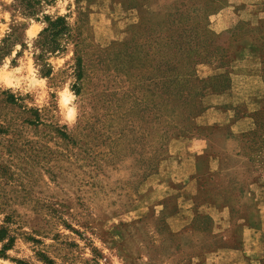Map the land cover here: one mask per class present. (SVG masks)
I'll return each instance as SVG.
<instances>
[{"label":"rangeland","instance_id":"1","mask_svg":"<svg viewBox=\"0 0 264 264\" xmlns=\"http://www.w3.org/2000/svg\"><path fill=\"white\" fill-rule=\"evenodd\" d=\"M238 9L237 0H50L30 14L0 0V225L13 236L0 264H211L217 248L236 246L228 230L243 215L239 196L264 180V131L250 153L232 127L233 110L264 114V21ZM41 14L64 16L76 47L69 37L37 56ZM164 88L179 90L164 98ZM178 99L205 108L174 136ZM213 110L220 123H197ZM232 135L239 157L220 151ZM188 139L207 142L216 170L200 156L194 176L174 175ZM185 191L196 206L226 209V229L209 215L180 220Z\"/></svg>","mask_w":264,"mask_h":264},{"label":"crops","instance_id":"2","mask_svg":"<svg viewBox=\"0 0 264 264\" xmlns=\"http://www.w3.org/2000/svg\"><path fill=\"white\" fill-rule=\"evenodd\" d=\"M237 2L241 9L235 13L233 11L228 13L231 15L234 13L237 18L249 19L252 22L264 21V0H237ZM228 111L230 112L229 109ZM196 120L200 125H214L221 122V117L218 111L213 110L199 115ZM250 126L251 120L248 117H239L232 123V127L236 129L235 133H240ZM186 143L188 144L185 145V151L188 154L183 158L178 157L174 162V167L178 171L174 175L194 176L202 167L198 158L210 148L207 142L201 139H188ZM237 146L235 135L228 136L224 138L220 151L239 157L235 149ZM213 156L215 155L202 157L204 169L207 168L210 172L216 170ZM261 181H263L261 185L258 181H249L247 188L239 196L243 215L237 218L232 229L228 230L230 234L228 235L232 236L236 246L217 248L210 259L211 264H264V180ZM192 196V191L180 192L176 195L177 216L180 220L191 223L196 214L209 215L218 229H226V209H216L214 203L196 206Z\"/></svg>","mask_w":264,"mask_h":264},{"label":"trees","instance_id":"3","mask_svg":"<svg viewBox=\"0 0 264 264\" xmlns=\"http://www.w3.org/2000/svg\"><path fill=\"white\" fill-rule=\"evenodd\" d=\"M16 1V6L21 8L22 10H25L26 13H33L41 6V3L48 2L50 0H14ZM174 14V13H172ZM43 18L44 26L40 29V31L37 34V38L34 41V49L38 50L37 56H39L42 52H49L52 53L54 51L63 50L62 41L68 39L69 37L72 38V35L70 33V29L68 28L65 18L62 15H54L49 16L46 14H41ZM170 24H172V20L169 21ZM178 23V22H176ZM187 28V26H185ZM193 29H188L189 34L191 35V31ZM171 37V35H170ZM194 37V36H192ZM173 38V37H172ZM174 40V39H173ZM75 47L77 43V39H73ZM5 45H0V51L5 49ZM76 49V48H75ZM73 69L75 71V78H79V72L81 69V58L78 54V52L75 54L74 57V64ZM75 86V84H73ZM77 89V88H76ZM167 88H164L163 95L164 98H169L168 95L171 93L179 90V89H170L172 92L165 91ZM77 91V90H76ZM165 99L164 105L167 106L170 109L172 107V102L170 100ZM178 110H170V115L174 112H178V115L176 118L172 119V125H171V131L174 136H179L182 133H184V129L188 127L190 120L193 119L192 114H196L199 109H204L205 106H203L202 102L200 101H193V102H187L183 99H178ZM235 109V108H234ZM234 117L235 119L239 117H248L251 120V126L247 129L241 131L239 134L242 138V143L244 148L250 152L255 153L257 148H259L260 145V134L258 131L263 132L264 131V114L259 115L257 111L253 112H242L238 113V111H234ZM262 116V117H260ZM173 126V127H172ZM13 241L12 234L9 233L8 228L4 225H0V243H1V249L0 251H4L11 247ZM17 264H29L27 262H23L22 260H16Z\"/></svg>","mask_w":264,"mask_h":264}]
</instances>
